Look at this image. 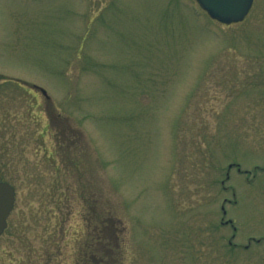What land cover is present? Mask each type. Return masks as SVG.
<instances>
[{
	"label": "rangeland",
	"instance_id": "rangeland-1",
	"mask_svg": "<svg viewBox=\"0 0 264 264\" xmlns=\"http://www.w3.org/2000/svg\"><path fill=\"white\" fill-rule=\"evenodd\" d=\"M0 179V264L109 259L95 195L121 264H264V0H0Z\"/></svg>",
	"mask_w": 264,
	"mask_h": 264
},
{
	"label": "trees",
	"instance_id": "trees-1",
	"mask_svg": "<svg viewBox=\"0 0 264 264\" xmlns=\"http://www.w3.org/2000/svg\"><path fill=\"white\" fill-rule=\"evenodd\" d=\"M85 202L84 209L86 208L90 214L87 218L85 217L89 242H109V248H111L109 249V254L113 251L109 259L106 260L105 257L108 256L104 257L102 255L97 260L94 259L93 263L106 264L109 261V264H121L122 257L119 256L123 243L121 236L123 227H120L121 222L114 215V210L107 207V204L101 201L100 195L92 196L86 199ZM103 210H105L106 214L101 212ZM89 245L91 246V243Z\"/></svg>",
	"mask_w": 264,
	"mask_h": 264
},
{
	"label": "water",
	"instance_id": "water-1",
	"mask_svg": "<svg viewBox=\"0 0 264 264\" xmlns=\"http://www.w3.org/2000/svg\"><path fill=\"white\" fill-rule=\"evenodd\" d=\"M208 14L221 22L239 21L249 11L253 0H197ZM15 190L12 185L0 181V233L7 225V217L13 208Z\"/></svg>",
	"mask_w": 264,
	"mask_h": 264
}]
</instances>
